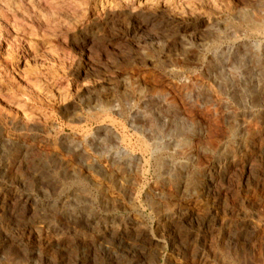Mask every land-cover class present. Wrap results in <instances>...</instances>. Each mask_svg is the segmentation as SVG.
<instances>
[{"label":"rangeland","instance_id":"obj_1","mask_svg":"<svg viewBox=\"0 0 264 264\" xmlns=\"http://www.w3.org/2000/svg\"><path fill=\"white\" fill-rule=\"evenodd\" d=\"M1 1L0 264H264V0Z\"/></svg>","mask_w":264,"mask_h":264},{"label":"bare ground","instance_id":"obj_2","mask_svg":"<svg viewBox=\"0 0 264 264\" xmlns=\"http://www.w3.org/2000/svg\"><path fill=\"white\" fill-rule=\"evenodd\" d=\"M1 1V0H0ZM122 3H124L126 6L127 5H129V2L131 3V2H137V6H140V5H142V6H145V7H147V8H152L153 6H155V5H158L159 3H158V1H157V3H154V1L153 0H120ZM185 2H183V3H186V6H187V4L189 5L190 4V0H184ZM2 2V1H1ZM0 2V3H1ZM112 2V1H111ZM180 2H181V0H180ZM202 2V1H201ZM49 3V2H48ZM67 3V2H66ZM107 3V2H106ZM194 4V3H193ZM41 5V4H40ZM55 5V4H54ZM71 5V4H70ZM80 5V4H79ZM133 5H135V4H132V6ZM161 5H163V6H166L167 7V10H169V12H171V11H173L174 9H176V6H175V3H173L172 1L171 2H169V0H168V2L165 0V1H163V2H161ZM160 5V6H161ZM182 5V4H181ZM185 4H183V6H184ZM191 5V4H190ZM32 6V5H31ZM64 6V5H63ZM136 6V7H137ZM179 6V5H178ZM23 7V6H22ZM109 7V6H108ZM121 7V6H120ZM135 7V6H134ZM156 7V6H155ZM10 8V7H9ZM111 8H113V6L111 7ZM110 8V9H111ZM160 8V7H159ZM109 11H110V9L109 8H107ZM106 9V10H107ZM183 9V8H182ZM149 10V9H148ZM155 10V9H154ZM194 10V9H193ZM41 11V10H40ZM48 11V10H47ZM71 11V10H70ZM108 11V12H109ZM137 11V10H136ZM184 11V10H183ZM140 12V11H139ZM176 12V11H175ZM42 13V12H41ZM79 13V12H78ZM83 13V12H82ZM181 13V12H180ZM198 13H201V12H198ZM46 14V13H45ZM51 14H52V12H51ZM106 14H108V13H106ZM62 15V14H61ZM73 15V14H72ZM103 15V14H102ZM168 15V14H167ZM181 15V14H180ZM43 16H44V14H43ZM77 16V15H76ZM47 17V16H46ZM113 17V16H112ZM1 18V17H0ZM41 18V17H40ZM48 18V17H47ZM56 18V17H55ZM37 19V18H36ZM208 19V18H207ZM66 20V19H65ZM67 21V20H66ZM47 22H48V20H47ZM74 22H76V21H74ZM52 23V22H51ZM85 24V23H84ZM69 25V24H68ZM72 25V24H71ZM47 26H49V25H47ZM54 27V26H53ZM68 27V26H67ZM55 28V27H54ZM74 28V27H73ZM51 29V28H50ZM80 29V28H79ZM16 33V32H15ZM55 33V32H54ZM48 34V33H47ZM57 34V33H56ZM28 43V42H27ZM30 45V44H29ZM38 45V44H37ZM30 47H31V45H30ZM33 47V46H32ZM34 48V47H33ZM33 53V52H32ZM35 54V53H34ZM43 77V76H42ZM28 79V78H27ZM26 79V80H27ZM30 83V82H29ZM36 84V83H35ZM34 85V84H33ZM20 87V86H19ZM35 87V86H34ZM86 88V87H85ZM27 89V88H26ZM39 89V88H38ZM39 91H41V90H39ZM23 96V95H22ZM64 96V95H63ZM17 97V96H16ZM28 97V96H27ZM11 98V97H10ZM67 99V98H66ZM24 100V99H23ZM33 100V99H32ZM69 100V99H68ZM27 101V100H26ZM14 102V101H13ZM11 104H13L12 102H11ZM14 106V105H13ZM28 107V106H27ZM14 109H16V108H14ZM34 110V109H33ZM30 111V110H29ZM28 111V112H29ZM35 113V112H34ZM41 115V114H40ZM31 118H30V116L29 115H27V114H25V113H22L21 114V120H24V121H27V120H30ZM20 120V121H21ZM41 120V119H40ZM31 121V120H30ZM29 121V122H30ZM28 123V122H27ZM31 123V122H30ZM40 124V123H39Z\"/></svg>","mask_w":264,"mask_h":264}]
</instances>
